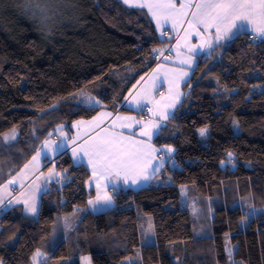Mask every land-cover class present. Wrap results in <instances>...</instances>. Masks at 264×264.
Segmentation results:
<instances>
[{"label": "trees", "instance_id": "16d2710c", "mask_svg": "<svg viewBox=\"0 0 264 264\" xmlns=\"http://www.w3.org/2000/svg\"><path fill=\"white\" fill-rule=\"evenodd\" d=\"M173 43L144 10L122 0H0V187L61 126L73 134V124L102 110L128 111L130 93L160 63L153 50ZM209 61V71L198 66L190 96L154 141L175 149V167L156 182L162 184L113 192L116 208L104 214L99 230V216L89 210L91 171L63 154L55 162L60 178L42 196L37 216L21 208L0 216L3 264H31L37 249L49 264H82L83 257L93 264H220L219 238L237 247L239 263L264 264V42L243 34ZM87 96L100 105L85 106L80 98ZM20 126L28 134L6 143L5 135ZM201 128L208 137L199 138ZM184 187L203 213L213 202V220L201 223L205 238L179 207ZM127 204L133 208L121 211ZM245 204L257 214L242 212ZM133 214L138 249L129 236ZM188 231L200 235L186 239Z\"/></svg>", "mask_w": 264, "mask_h": 264}, {"label": "crops", "instance_id": "0c3cea01", "mask_svg": "<svg viewBox=\"0 0 264 264\" xmlns=\"http://www.w3.org/2000/svg\"><path fill=\"white\" fill-rule=\"evenodd\" d=\"M146 2L155 3L157 2V0H146ZM182 2L194 3L196 2V0H176L178 8L180 6V3ZM144 11L149 15L155 25H157L156 19L152 17L151 13L148 12L147 9H144ZM171 23V20H168V22L165 23V20L161 15L160 24L159 26L157 25L160 29L165 30L166 35H164V37L174 40L173 45L170 46V48L172 49L171 54L167 56V60L163 59L162 62H160L149 73L148 76L143 78V80L138 83V85L133 89L132 93L129 95L127 101L123 105V108L133 112H131L132 115L130 117H133L135 118V120L141 121L144 124H148L147 131L151 135V140H149L147 136H143L140 134V125L132 124V121H129L127 119L116 121L115 127H113V121L117 116L124 117L126 115L122 116V114L102 110L93 120L78 121L80 123L76 122L73 125V132L75 134L74 137L77 138L76 143L72 142L71 138L73 137V134H67L69 138L65 141L61 140L57 142V137H55L56 139L53 138L49 140L43 146L42 150L38 153L39 155H36L37 159L35 161L32 160L31 162H29L27 164L28 167L25 168L24 166L23 169L15 176L14 180L16 181V185H13L11 189L8 187L6 190L4 189V186L0 188V198H2L0 207L8 203L9 201H12V203L9 204V206H11L10 210L21 208L25 214L34 216L31 213L27 212L26 209L29 204L35 202L38 213L39 204L40 201H42V196L47 192L48 189L51 188V186L55 182L59 180V175H56L55 171H53L52 169L54 167L52 166L55 165V162L63 154H70V152H73V149L77 148L79 144L83 143L85 139H88L91 136H95L97 135V133H100L101 135L122 133L125 137L142 140L146 144H150L152 147L157 149L155 153L151 154V163L148 165L145 171V174L149 175V179L145 181L142 176H138L136 177L139 180L138 184H131L132 178L129 179L128 184L123 183L121 179L119 185H126V187L121 188L122 190L123 188H126L128 190H139L142 188H147L150 185H154L158 181L159 175L165 172L167 164L171 165V163H173L174 161L173 157L169 158L164 156L163 158L166 161L164 166L160 168V170L155 174L154 177L150 175L152 167L160 162V157L163 155V153L159 151L161 148L156 147V145L154 144V141L157 138V136L155 135V132L157 131L156 125H167L171 120L158 119L159 113L172 112L176 115L185 103L186 99L189 97V86L185 87V81L190 80L191 82L194 72L202 63V61L211 59L216 50H224L226 46L230 45L235 39H237V37H233L232 40L221 38L219 41H217L214 31H204L200 29L199 34H197V28L193 27L189 29L186 22L184 23L183 27H177L175 30H173L171 27ZM241 35L243 34H240L239 36ZM177 44L180 45L179 49H177L176 47ZM210 45L211 47H209ZM177 51L180 52V56L176 55ZM180 60H188L189 62L181 64L179 63ZM161 65L163 66L161 67ZM157 69H159V71H157ZM184 72H187L188 75L184 76ZM178 93L181 94L179 95V97ZM136 103H139L140 107H136ZM145 110L147 112H145ZM151 113L154 114V117L158 121H152L150 119ZM97 117H100L99 121H97ZM148 119L149 121H151V123H148ZM97 124L99 125V127L96 126ZM128 124L132 125L131 128L124 127V125ZM105 128L108 129L107 133L103 132V129ZM133 133H135V136L132 135ZM61 142L64 143L65 147L61 153H56L54 149ZM75 159L77 160L76 156ZM85 159L87 160V157H84V160ZM78 165H85L91 171L90 165H88L87 163H79ZM103 179H105L106 182L109 181V184H107L108 189L110 185H114V183L110 182V179H108V177L103 176ZM94 185V179L91 175V179L87 183V186L94 187ZM15 186L17 187V191L13 190V187ZM11 191L15 192V194H13ZM17 198H20V203H15V200ZM25 201H27V203H25Z\"/></svg>", "mask_w": 264, "mask_h": 264}, {"label": "snow or ice", "instance_id": "6c2138e0", "mask_svg": "<svg viewBox=\"0 0 264 264\" xmlns=\"http://www.w3.org/2000/svg\"><path fill=\"white\" fill-rule=\"evenodd\" d=\"M122 3L135 9H147L152 17L156 19L158 26L160 24V16L162 15L165 23H167L168 20L172 21L171 27L173 30L177 27H183L186 22L189 29L193 27L197 28V34H199L200 29L204 31H214L217 41L221 38L232 40L233 37L238 38L240 34H246L253 42L258 40L264 42V0H196L194 3L182 2L179 8L177 7L176 0H157L155 3H148L146 0H122ZM36 8L44 14L48 11L47 8H41L39 4L36 5ZM161 35H166L165 30L161 29ZM176 47L179 49L180 45L177 44ZM209 47H211V45ZM165 51L171 54L172 49L153 50L156 56H163ZM176 55L180 56V52L177 51ZM164 59L167 60L168 57L165 56ZM188 62V60L179 61L181 64ZM162 66L163 65H161V67ZM157 71H159V69H157ZM183 75L187 76L188 73L184 72ZM189 84L190 80H186L185 87H188ZM179 95L181 94L178 93V97ZM82 103H86L90 109H95L101 102L95 97L87 96L85 100H82ZM136 107H140L139 103H136ZM175 118V113L172 112H162L158 115V119L162 120ZM96 119L99 121L100 117ZM121 119H127L132 121V124L140 125V134L147 136L148 139L151 140V135L147 131L148 124L135 120L133 117L122 118L117 116L113 121V127H115L116 121ZM148 123H151V121ZM96 126L99 127L98 124ZM131 126V124L124 125V127L129 128H131ZM167 127L166 124H157L155 135L158 137ZM58 131L63 132V126H61ZM103 132L107 133L108 129H103ZM206 134V128L199 129V135L201 137H204ZM132 135L135 136V133ZM16 137L17 133L15 129H13L11 134L4 137V140L11 144V142L16 140ZM71 139L73 143H76V137H72ZM64 147V143L61 142L55 147L54 151L56 153H61ZM156 151L157 149L150 144H146L142 140L125 137L122 133L110 135H101L97 133V135L85 139L77 148H74L73 155L77 157V161L80 164L85 163L84 157H87L86 162L91 166V175L93 177H97L98 175L112 177L117 183L122 179L125 184H128L129 179L132 178L131 184H138L139 180L136 178L138 176H142L145 181L149 179V175L145 174V171L151 163V154ZM159 151L163 153V155L160 157V162L151 169L150 175L153 177L166 163L163 157L174 151V149L168 148L167 151L160 149ZM228 158L229 163H231L233 158L232 153H228ZM36 159V156L32 157L33 161ZM27 167L28 165H25V168ZM11 175L10 173L8 183L4 184L5 190L8 188L9 184L16 183V181L11 178ZM97 188L99 190L96 192V201L94 203L90 200L89 204H92L94 208L101 203L110 205L112 203V197L106 191L99 188V183H97ZM113 190H115V185H113ZM181 191L183 193L184 190L182 189ZM9 202L12 203V201ZM20 202V198L15 200V203ZM0 203H2V198H0ZM25 203H27V201H25ZM240 210L249 215L256 211L251 205H242ZM26 211L35 216L37 214L36 203L33 202L29 204ZM65 226L67 227V224ZM226 250L230 258L232 250L230 247H227ZM0 264H3L2 260H0ZM31 264H49V259L37 249L31 257ZM129 264H132L131 260Z\"/></svg>", "mask_w": 264, "mask_h": 264}, {"label": "rangeland", "instance_id": "374dc122", "mask_svg": "<svg viewBox=\"0 0 264 264\" xmlns=\"http://www.w3.org/2000/svg\"><path fill=\"white\" fill-rule=\"evenodd\" d=\"M156 27H157V30H158V32L161 34V29L156 25ZM169 40H171V38H169ZM234 42V41H233ZM232 42V43H233ZM231 43V44H232ZM173 45V44H172ZM171 45V46H172ZM229 46V45H228ZM170 48V46L169 47H167V48H163V49H165V50H167V49H169ZM166 52V53H165ZM164 52V56H159V61L160 62H162V60L164 59V57L165 56H169V52L168 51H165ZM213 54V53H212ZM211 54V55H212ZM213 57V56H212ZM212 57H211V59H212ZM219 59H216L215 60V62H217ZM202 63L205 65V68H207V71H209V69L211 68V66H212V63L213 62H211V61H209L208 62V64L206 65L205 64V62L204 61H202ZM188 96H190V94H191V82H190V84H189V88H188ZM87 98V97H86ZM86 98H80V102H82V100H85ZM85 106H87V104L86 103H83ZM88 107V106H87ZM131 112L132 111H126V112H119L118 114H122V116H124V115H126V116H124V117H122V118H127V117H130L132 114H131ZM152 121L154 120V121H158L155 117H154V114H152L151 113V118H150ZM130 121V120H129ZM148 121H149V119H148ZM74 125V124H73ZM207 129V134L204 136V137H208V131H209V129L208 128H206ZM15 131H16V133H17V137H16V140L15 141H17L19 138H21V137H24V136H26L27 134H28V129H27V127L26 126H20V127H18L17 129H15ZM12 132V131H11ZM11 132H9L8 134H6L5 136H7V135H9V134H11ZM70 135L69 133H66V132H61V133H58L57 134V142H59V141H65V140H67L69 137H68V135ZM72 134V133H71ZM74 133H73V137H74ZM138 136V135H137ZM204 137H201L200 135H199V138H204ZM54 139H56L55 137H54ZM5 141V140H4ZM15 141H13V142H15ZM6 143H8L7 141H5ZM13 142H11V143H13ZM69 142V141H68ZM70 143V142H69ZM9 144V143H8ZM168 148H172V149H174L173 147H171V146H165V147H162L161 149H164L165 151H167V149ZM174 155H175V149H174V151H172V152H170L166 157H169V158H172V157H174ZM70 157H71V159L73 160V162H76V163H74L76 166H78V162H77V160L75 159V156L73 155V152H70ZM87 160L85 159V163H87L86 162ZM167 166H171L172 168H174L175 167V161H173V163H171V165L170 164H167ZM52 167H54V168H52L53 169V171H55V173H56V175H59L58 174V172H57V170H56V165H54V166H52ZM90 168H91V166H90ZM166 170H167V167H166ZM165 170V171H166ZM162 174H164V173H162ZM161 174V175H162ZM16 176V175H15ZM15 176L14 177H12V179H15ZM59 178H60V175H59ZM101 178V179H100ZM93 179H94V187H90V186H87V188L89 189V190H94V192H95V196H94V198L91 200V201H93L94 203H95V201H96V192L99 190L98 188H97V183H99V188L100 189H103L104 191H106L111 197H112V195H113V192H118L119 190H122L121 188L122 187H126V185H119L120 183H117L116 182V180L114 179V178H112V177H108V179H110V182H112V183H114V185H115V190H111V189H113V185H110V187H109V189H108V186H107V184H109V181L108 182H106L105 181V179H103V176H97V177H93ZM168 183H169V181H168ZM157 184H162V181H159L158 183H155L153 186H156ZM13 185H16V184H9L8 185V187L11 189L12 188V186ZM2 186H4V185H2ZM1 186V187H2ZM105 186H107V187H105ZM0 187V188H1ZM16 187V186H15ZM17 188V187H16ZM93 188V189H92ZM184 190L183 191V193H182V191H181V203H180V209H181V211L183 212V213H185V214H187V215H190V216H192L193 218H195L196 220H197V222L200 224V226H198L202 231H204L203 232V234H201V236H200V238H205L206 237V235H205V232L207 231V229L206 228H202L201 227V223H203V221H205L206 219H205V217H207L208 218V220H213V217H214V212H213V202H209V204H208V209H207V212H205V213H203L202 211H201V208L200 207H198V205H197V202H196V200L195 199H193V198H190L189 197V191H187L188 190V187H184V188H181V190ZM49 190V189H48ZM47 190V191H48ZM110 190H111V192H110ZM123 190H128V189H126V188H123ZM13 194H15V192H13V191H11ZM9 204H10V202H8V203H6V204H4L3 206H1L0 207V216L2 215V214H4L5 212H8L9 210H10V208H11V206H9ZM244 206H247L246 204L244 205ZM40 207H41V201H40V204H39V211H38V213L35 215V216H37L38 214H39V212H40ZM116 208V203L114 202V200H113V198H112V203L110 204V205H104L103 203H101V204H99V205H96V207L94 208L93 207V205L92 204H89V210L91 211V212H93V213H95V214H97L99 217H98V220H97V224H98V229L99 230H102V229H104V227H105V224H106V221H105V218H104V214L106 213V212H108V211H110V210H112V209H115ZM133 208V205L132 204H127V205H125V206H123V207H121L120 208V210L122 211V210H129V209H132ZM3 210V211H2ZM258 212V211H257ZM257 212L256 211H254V212H252L250 215L249 214H247V213H245L247 216L249 215V217H251L253 214H257ZM203 215V216H202ZM73 218H74V215H71ZM136 218H137V216H135V214H133V215H131V226H130V229H129V236H130V239H131V245L133 246V248H135V249H138V248H140V242H139V233H138V227H137V223H136ZM69 219H70V216L69 217H67V221H66V224H68V222H69ZM201 230H200V232H201ZM149 231H150V233H151V236H152V238H151V243H154V241H155V239H154V234H153V226H151V228H149ZM199 235H200V233H198L197 235H195L194 236V234H193V232H191V231H188L187 232V235H186V239H192V238H198L199 237ZM149 236H150V234H149ZM215 244H216V248H217V255H218V261H219V263L220 264H241V263H239L238 261H236L235 260V252H236V249H237V247L236 246H234L232 243H231V241H230V239H225V238H219V239H216L215 240ZM227 247H230L231 248V250H232V255H231V257L229 258L228 257V255H227V250H226V248ZM131 261H132V263H133V259H130ZM129 260V261H130ZM129 261H127L126 262V264H129ZM81 263L82 264H93V262H92V259H91V257H83L82 258V260H81Z\"/></svg>", "mask_w": 264, "mask_h": 264}, {"label": "built area", "instance_id": "2783aa9c", "mask_svg": "<svg viewBox=\"0 0 264 264\" xmlns=\"http://www.w3.org/2000/svg\"><path fill=\"white\" fill-rule=\"evenodd\" d=\"M206 58H207V57H206ZM13 190H14V191H17V188H16V187H13Z\"/></svg>", "mask_w": 264, "mask_h": 264}, {"label": "bare ground", "instance_id": "6f19581e", "mask_svg": "<svg viewBox=\"0 0 264 264\" xmlns=\"http://www.w3.org/2000/svg\"><path fill=\"white\" fill-rule=\"evenodd\" d=\"M145 112H147V111L145 110Z\"/></svg>", "mask_w": 264, "mask_h": 264}]
</instances>
